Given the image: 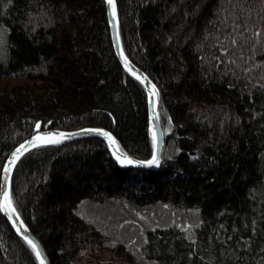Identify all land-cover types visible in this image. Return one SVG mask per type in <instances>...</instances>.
Here are the masks:
<instances>
[{"label": "trees", "instance_id": "16d2710c", "mask_svg": "<svg viewBox=\"0 0 264 264\" xmlns=\"http://www.w3.org/2000/svg\"><path fill=\"white\" fill-rule=\"evenodd\" d=\"M117 4L123 49L160 92L161 166L121 167L96 138L40 147L12 177L17 211L51 264H264V0ZM85 127L154 155L105 1L0 0V185L22 141ZM0 264H39L1 209Z\"/></svg>", "mask_w": 264, "mask_h": 264}, {"label": "water", "instance_id": "95a60500", "mask_svg": "<svg viewBox=\"0 0 264 264\" xmlns=\"http://www.w3.org/2000/svg\"><path fill=\"white\" fill-rule=\"evenodd\" d=\"M105 1V6H106V10H107V18H108V23H109V28L111 31V38H112V43H113V47H114V51L115 54L119 60V62L122 64L123 68L130 73L132 76H134L136 79H138L143 86L145 87L146 93H147V101H148V116H149V123H150V127L151 130L153 131V126H155V130L157 133V140L154 142V155L158 157L159 159V164L158 165H146V164H141V165H122L115 157L112 148L109 146L108 143V139L107 137L101 135L100 133L97 132H92V131H88L89 129H94L97 127H85V128H81L78 130H73V131H66V130H61V129H53V128H49V129H43L40 131L43 132H56V131H60V132H66L68 133V138L63 139L59 144H49V145H38V146H29V145H25V147L27 148V151H25L23 153V155H21L19 157V159L17 160L13 171L11 173H9L10 176V187H11V181H12V177L14 175L15 169L19 163V161L22 159V157H24L26 154L30 153L31 151L40 148V147H45V146H50V145H60L69 141H76V140H80V139H85V138H96V139H101L103 140L108 148L109 151L113 157V159L121 166V167H133V168H138V169H145V170H156L159 169L162 163V152H163V147H164V142H165V134L160 122V117H159V111H158V104H159V99H160V92L158 91V93L153 92L152 97L150 99L149 97V90L151 88L152 84H155V82L148 76V80L144 81L142 79V76L144 74H147L145 71H143L142 69H140L138 66H136L126 55L122 43H121V37H120V19H119V11H118V4H117V0H116V15H113V8L111 5L108 4L107 0ZM125 57H127L129 63L126 65L125 62ZM131 69V71L129 70ZM135 73V75L133 74ZM156 85V84H155ZM157 87V85H156ZM158 89V87H157ZM159 90V89H158ZM84 130V131H81ZM106 130V129H105ZM108 131V130H106ZM37 133V132H36ZM33 134L32 136L28 137L27 139H25L24 141H22L20 144L24 143L26 140H30L33 138V136L36 135ZM73 133H78L76 135H72ZM20 144L18 146H16L8 155V157L6 158L4 165H3V169H2V176H1V185H0V193H2V189H3V185L5 183V172H4V168L7 166V163L9 161V159L11 158L12 153L20 146ZM131 156V155H130ZM133 157V156H132ZM153 157V156H152ZM134 158V157H133ZM136 159V158H134ZM3 215L6 217L7 221L9 222L10 226L12 227V229L14 230V232L20 236L21 238H23L20 235V232H24L25 235H28L30 237H32L41 247L43 255L46 258L47 264H51V260L49 258V256L47 255L41 241L34 235V233L30 230L29 227L25 228L24 224L25 221L23 220V218L21 217V215L19 216H9L7 213H5L3 211L2 208H0ZM23 221L24 224H21L20 221ZM13 221H15V223H13ZM27 225V224H26ZM17 227H19V231H17Z\"/></svg>", "mask_w": 264, "mask_h": 264}, {"label": "snow or ice", "instance_id": "6c2138e0", "mask_svg": "<svg viewBox=\"0 0 264 264\" xmlns=\"http://www.w3.org/2000/svg\"><path fill=\"white\" fill-rule=\"evenodd\" d=\"M108 4L112 6L113 8V15H116V0H107ZM126 65L129 63L127 57H125ZM131 71V69H129ZM135 75V73H133ZM142 79L144 81L148 80L147 74H144L142 76ZM158 89L155 84L151 85V88L149 90V97L151 99L153 92L158 93ZM37 129H39L40 125H36ZM84 131V130H81ZM88 131L97 132L101 135L107 137L109 146L112 148L113 153L116 157V159L122 164V165H158L159 159L157 156L153 155V157L149 160H139L134 159L132 156H130L126 151L122 149V146L120 144V141L112 134L110 131H106L103 128H94L89 129ZM78 133H73L72 135H76ZM68 133L66 132H43V131H37L36 135L33 136L32 139L26 140L24 143L20 144V146L12 153L11 158L9 159L7 166L4 168L5 172V183L3 185L2 193H0V208L3 209L5 213H7L10 217L11 216H19L20 213L17 211L16 204L13 199V193L10 187V176L9 173L13 171V168L19 159L21 155L25 151H27V148L25 145L29 146H38V145H49V144H59L63 139L68 138ZM153 140L154 142L157 140V133L155 130V126H153ZM15 223V221H13ZM21 224H24V222L21 220ZM24 227L27 228L28 225L24 224ZM17 231H19V227H17ZM20 235L23 237V239L27 242V244L31 247L32 251L35 253V257L39 260V264H47L46 258L43 255L42 249L39 246V244L30 236L25 235L24 232H20Z\"/></svg>", "mask_w": 264, "mask_h": 264}]
</instances>
